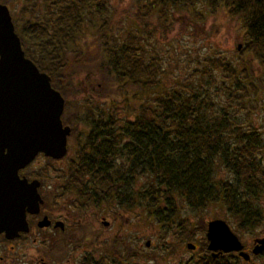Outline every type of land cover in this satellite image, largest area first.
Masks as SVG:
<instances>
[{
	"label": "trees",
	"instance_id": "obj_1",
	"mask_svg": "<svg viewBox=\"0 0 264 264\" xmlns=\"http://www.w3.org/2000/svg\"><path fill=\"white\" fill-rule=\"evenodd\" d=\"M142 1L130 18L125 38L116 39L102 22L107 6H100L97 0H0L6 5L21 3L22 10L12 14V20L15 31L17 23L22 26L21 34L16 33L24 54L50 77L52 87L65 99L63 120L74 126L75 136L71 135L74 146L66 167L68 179L62 184L78 205H93L113 177L124 212L140 213V200L145 198L151 223L177 238L171 229L175 225L178 236H186L188 241L191 225L178 219L183 205L196 211L219 205L227 212L228 223L238 230L261 227L264 141L255 129L244 128L247 125L236 119V112H248L242 105L255 98L258 83L264 84V0ZM199 5L222 12L240 25V52L251 56L241 69L228 63L222 67L224 78L233 81L230 87H222L229 100L227 107L192 74L170 86L161 84L160 64L145 49L149 38L159 34L164 38L170 31L172 13L195 12ZM252 62L260 69H254ZM232 103L240 109H228ZM75 122L90 130L79 135ZM110 123L115 124L113 134L109 133ZM111 137L115 139L111 153L118 164L112 175L105 176L110 151L100 149L102 142L96 139ZM124 138L132 141H120ZM222 169L228 178L217 179L216 173ZM41 171L45 175L46 167L39 174ZM139 180L142 186H137ZM130 198L133 202L126 204ZM204 226L193 231L202 232ZM78 233L77 240L65 245L82 247L87 234L81 229ZM205 242L202 254L185 264L240 263L234 253L212 257ZM109 250L116 256L114 264H129L137 257L128 241H115ZM84 264L97 263L85 255Z\"/></svg>",
	"mask_w": 264,
	"mask_h": 264
},
{
	"label": "rangeland",
	"instance_id": "obj_2",
	"mask_svg": "<svg viewBox=\"0 0 264 264\" xmlns=\"http://www.w3.org/2000/svg\"><path fill=\"white\" fill-rule=\"evenodd\" d=\"M97 1L100 6H107L105 9L108 11H104L102 16V22L105 28L112 30L116 39H124L126 36L125 32L132 23L130 20H133L130 18L134 16L139 1L142 0ZM142 3L144 2L142 1ZM6 6H8V9L14 15L22 10L21 3L16 4L15 2H10ZM195 10V12L191 10V12L187 13L182 11H175V13H172L170 31L164 38H161L160 34L156 35L155 38H149L150 45L144 44L145 49L147 54L149 55L151 52V56L156 58L157 62L160 64L159 80L161 84L170 86L176 81L183 79V77L192 74L193 78L204 85V88L212 92V97L217 101L220 100L221 105L227 107L229 100L226 95L223 94L225 91L222 90V87L226 85L230 87L233 81L231 78H224L226 74L222 67L228 63L232 68L241 69L243 68L244 61L251 60V56L240 52L242 51L243 30L240 25L229 20L222 12H212L203 5L196 6ZM197 13L201 15L198 16ZM18 17L20 16L18 15ZM21 27L20 22L17 23L16 32L18 34H21ZM144 36L146 37V35ZM239 45L240 49H237ZM215 62H224V64L217 63V66H215ZM251 66L254 67V69H260L257 62H252ZM240 77L243 78V76ZM252 79L253 78H248L246 80ZM257 85H259L260 91H258L255 98L253 100L251 99L248 104L242 105V109H249V111L245 113L240 111L236 112V119H240V122L243 119L244 124L247 125L244 128L255 129L259 133V137L264 141V84L260 85V83H258ZM228 109L240 108L236 107V103H232L231 107ZM68 159L69 157L66 156L60 165H67ZM48 164L51 163L43 156H39L34 162L33 167L39 170L40 168L48 167ZM51 165L55 167V165ZM216 178H228L226 170L222 169L220 172L216 173ZM259 203L261 206L263 205V198L260 199ZM124 216L130 217L129 226H124L122 231L116 236L117 238H114L115 240L112 241V244H114L115 241L118 242L119 237L121 241L126 239L130 247H137V245L140 244L143 246L145 258L143 260L134 258L131 264H185L189 260L195 259L202 254L201 244L204 240L206 241V223L211 219L224 220L230 229L238 236L244 245L245 251L250 252L254 239L264 236V217L262 218L263 222L261 227L238 230L236 226L228 223L226 219L227 212L224 208L219 207V205L210 204L201 211L191 210L186 205H183V209L179 211L178 219H182L184 224L187 222L191 225L192 232L189 241L186 239V236L185 238L184 236H178L179 229L176 228L175 225H172L171 229L172 232H177V238L169 234V232L164 234L163 231H165V227L164 229H160V226L155 224L156 222L151 223L148 218L146 219V223L134 226L136 227L134 228L136 232L133 229L129 230L132 223L137 221V216H131L128 213ZM93 217H96L95 213ZM203 223H205V226L202 228V232L193 231L198 227L201 228ZM123 236H125V238H123ZM137 238L140 240L136 241ZM147 240L150 241L149 248L145 247V242ZM108 243L109 242H103L101 246L98 247V243L93 240L89 242L85 241V244L79 248V251H85V254L100 252L102 251L101 249H106ZM187 243L196 245V249L188 250L186 247ZM112 244L110 245L112 246ZM206 246L207 241L205 242V248ZM14 255L15 254L11 255L6 262L13 261L11 264H23L21 261H18V259L14 260ZM258 256L251 255L250 262L246 263L240 260L239 264H264V257ZM6 262L3 264H10ZM0 264L2 263L0 262ZM64 264L73 263L65 262Z\"/></svg>",
	"mask_w": 264,
	"mask_h": 264
},
{
	"label": "water",
	"instance_id": "obj_3",
	"mask_svg": "<svg viewBox=\"0 0 264 264\" xmlns=\"http://www.w3.org/2000/svg\"><path fill=\"white\" fill-rule=\"evenodd\" d=\"M63 105L50 77L25 57L9 9L0 3V233L8 239L28 230L25 211L38 213L42 202L39 182L19 179L18 170L40 153L52 159L66 154L70 129L62 125ZM205 237L212 257L237 253L244 262L250 261V254L224 220H209ZM186 247L195 249L192 243ZM262 252L264 237L254 239L251 254Z\"/></svg>",
	"mask_w": 264,
	"mask_h": 264
},
{
	"label": "flooded vegetation",
	"instance_id": "obj_4",
	"mask_svg": "<svg viewBox=\"0 0 264 264\" xmlns=\"http://www.w3.org/2000/svg\"><path fill=\"white\" fill-rule=\"evenodd\" d=\"M65 110L66 109H63L61 114L62 125L67 126L70 129L69 136L67 137V151L65 156L60 159L44 157L49 163L55 165L54 167L51 164H48L45 175H42L43 171L39 174L41 168L38 170L33 167L37 157H41L42 155H38L29 165L17 172L19 179H25L28 183L32 181L39 182L37 192L39 193L42 202L39 205L38 213L31 214L25 211V219L28 227L27 231L18 232V236L12 239L6 238L4 232L0 233V262L2 264L13 254H15L13 256L14 260L18 259V261H21L23 264H64L65 262L84 264L85 255L97 264H114L117 259L109 248L112 241L115 240L114 238L120 231H122L124 226H129L130 217H125L124 215L128 213L131 216H137V221L133 222L132 226L129 228V230L133 229L135 232L136 230L134 228L136 227L134 226L142 225L147 221V199L144 198L143 200H140V213L137 212L136 214H133L132 211H125L124 213L123 207L120 206L117 201L113 177L111 179L112 184L110 187L107 188L104 184L102 193L99 195L97 202L93 205L87 204L89 202H85L84 206L76 203L74 196L68 192L69 188L62 184L63 180L65 181L68 179V171L66 170L67 165L63 166L60 165V163L66 158V156L69 157L73 154V138L75 136V132H73L74 126H71L63 120V115L66 112ZM75 123L79 135H84V133H87L88 130H90L88 125L80 122ZM104 126H106V123H104ZM112 126H115V124L110 123V134H113ZM72 134L74 136H71ZM98 139L99 138L96 139L98 141H96L97 143L102 142L100 149L103 151H110L108 158L105 157L110 162V164H108L109 170L106 174L105 171H103L105 176H107V174L110 176L113 174L111 171L115 165L117 166L118 164L115 160V154L113 152L111 153V151L114 150L113 142L115 139L112 137ZM120 141L131 142L132 140L131 138H124ZM106 143L110 144L107 145ZM121 155H123V158L126 156L124 154ZM139 182L140 180L137 182V186H142V181ZM97 188L100 192L101 189L98 184ZM108 190H110L109 193ZM131 199L134 198H130L129 201H126V204L132 203L133 200ZM120 200L122 203L123 199L120 198ZM135 204L138 207L139 203L137 201H135ZM94 213L96 217H93ZM43 220L46 224L40 225ZM79 229H81L82 232L85 231L87 234L85 241L89 242L93 240L98 243V247H100L103 242H109L106 249H101L103 252L100 251L92 254H85V251H79V245H77V247H75L74 244H68V246L65 245V243H68L71 240H77ZM123 238H125V236H123ZM118 240H120L119 237ZM139 240V238L136 239V241ZM121 242H126V239ZM146 242L145 247L149 248L150 246H146ZM135 248L137 254L136 259L143 260L145 258V250L143 249V246L140 244ZM12 262L10 261L6 263L11 264ZM129 264H131V262Z\"/></svg>",
	"mask_w": 264,
	"mask_h": 264
}]
</instances>
